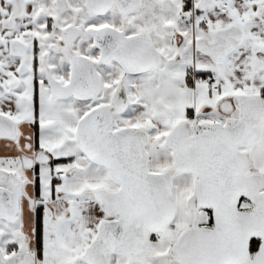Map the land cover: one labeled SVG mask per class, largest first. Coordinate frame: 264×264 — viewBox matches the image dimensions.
Instances as JSON below:
<instances>
[{
  "label": "snow or ice",
  "instance_id": "snow-or-ice-1",
  "mask_svg": "<svg viewBox=\"0 0 264 264\" xmlns=\"http://www.w3.org/2000/svg\"><path fill=\"white\" fill-rule=\"evenodd\" d=\"M0 264H264V0H0Z\"/></svg>",
  "mask_w": 264,
  "mask_h": 264
}]
</instances>
